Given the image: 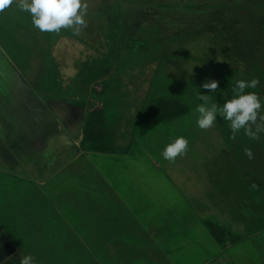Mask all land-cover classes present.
<instances>
[{"label":"rangeland","instance_id":"rangeland-1","mask_svg":"<svg viewBox=\"0 0 264 264\" xmlns=\"http://www.w3.org/2000/svg\"><path fill=\"white\" fill-rule=\"evenodd\" d=\"M86 2L88 4L86 17L88 26L79 36L74 35L70 29H61L59 34L39 31L33 26L31 16L27 12L19 10L15 3L0 13V75L4 74L3 71L9 72V74L14 72L12 65L21 72H38L39 77L35 80L37 81L35 90L37 97L53 94L54 96L57 95L58 98H78L80 95L75 96L73 89L65 85V79L69 81V79L74 78V74L71 73L75 71L84 72L88 70L87 68L90 71L96 70L95 62L85 63L84 61H91L92 56L97 62L103 58L106 60L103 65L105 68L108 67V71H113V66L119 62L118 70L108 80L111 85L108 87V93L103 96L108 106L106 109V114L109 116L107 118L108 123L117 125L121 122L119 127L126 124L128 121L126 115L129 116V109L135 107L134 97L125 94L129 88H137L138 86L139 91H143L151 83L153 85L150 87L152 98L159 92L164 95H171L172 99H176L175 97L178 96L181 99L180 102L161 100L159 101L161 110L154 113L150 110L147 111V116L144 117L141 125L146 123V126H151L158 114L163 115V122L157 129H151L152 131L146 136H140L142 140L137 137L141 141L133 143L130 151H139L144 147L143 141H151L149 147L154 153L152 155L157 156L155 161L161 157L162 160L160 161L164 163V167H169L168 169L177 168L174 171L175 177L181 174L179 171L185 175L184 186H180V189L191 195V200L188 201L190 204H185V208L189 206L188 208L192 210L190 206L193 205L196 207L195 210L199 211L198 203L202 201V198L210 197L209 193L211 194L210 198L218 199V203L225 204L228 202V209L225 205L216 208L223 211L228 210V229L223 224H216L212 219H209L205 221L208 231L210 232L208 223L222 226L228 231V264H264V228L257 230L259 231L257 237L246 238L250 234L249 232L254 231L253 229L264 218V185H262L261 179L252 172L244 153V149L249 148L256 157L260 150L259 146L254 144L257 143V140H249L241 130L237 134L236 140L233 141L230 139L232 135L230 122L223 120L220 116H217L216 123L212 128L201 130L196 125L194 111L197 105L203 103L198 99V93L209 95L211 103L222 106L226 100L232 97L231 90L236 82L238 80L247 81L243 70L246 66L245 62L242 63L233 59L234 56L245 57L251 53V51L244 52L247 48L243 43L246 45L247 43L245 41L242 43L235 42V33H231V30H228V33L227 31H220V33L213 34L205 30L208 18H211L209 24H212L215 23L212 22V19L220 13L228 15L230 20L243 18V21L248 18V15L256 14V12L264 15V0H86ZM237 10L243 11L242 15L233 14ZM126 19L128 22H125ZM260 28H264V26L261 25ZM260 28L258 31L261 30ZM261 32H264V29ZM175 35L185 38L181 41ZM213 36L217 37L216 43L213 42ZM161 39H166L169 44H173L171 48L173 51L171 53L168 51L170 58L169 62L164 64V70L160 69L155 74L153 70L156 63L146 64L151 61V56L148 51L146 52L141 48L145 47L142 46L145 40L158 41ZM236 40L241 41L243 38L241 36ZM111 45L114 46V49ZM121 45H126L127 48L121 49ZM232 50L235 51L233 56L231 55ZM4 55L9 56L10 59H4L6 58ZM23 74L26 77L31 76L28 73ZM64 74L70 75L65 77ZM2 79L0 78V91H5L6 88ZM188 80L196 81L198 85L185 88L184 83ZM208 80L219 82V88L216 92L210 93L202 87L203 83ZM28 81L32 80L28 79ZM85 83V81L82 82L81 86L84 87ZM130 83L133 85L130 86ZM80 92L82 93V90ZM253 92L257 93L255 90ZM3 97L4 99L0 96V106L16 101L13 95L3 94ZM183 103L187 104L184 105ZM62 108L66 109L67 107L62 106L59 110ZM96 111L98 115L94 116L92 123L96 131L89 133L91 136L89 138L94 146L98 145L96 143L97 138L100 140L101 134L104 133L103 136H105L107 130L100 115L101 110L95 108L90 114H94ZM58 112L57 110L55 114ZM64 112L66 114L68 111ZM9 113H11V109ZM9 113L10 120L14 119ZM61 116L64 119L65 115ZM88 116L89 114H87L82 125V136H84ZM146 119L147 122H145ZM148 119H152V121L150 122ZM129 123L133 126V117ZM136 132L140 135L144 134L142 128ZM180 136L189 141L187 154L177 157L175 162L165 160L162 156L164 148ZM81 142L80 147H82ZM104 146L107 147V144L104 143ZM145 147L149 148L147 144ZM109 160L113 159H106L102 162H98L97 157L91 158L87 162L83 159L76 160L73 167H64L62 171L51 177L48 185H54L58 189L63 186L69 187L72 198L84 199L83 202L102 197L110 199L108 193L111 192L114 184H120L121 196L128 200L135 201L138 198L158 201L167 198L170 202L177 200L176 197L171 196L172 194H161L165 191L162 190L165 182L157 176L150 175L148 170L150 165L145 160L126 162L125 166H122L123 163L121 166L117 163L113 166L111 163L106 165ZM160 161L158 162L160 163ZM88 162L93 167L87 164ZM110 162L113 163V161ZM96 168L98 171L95 170ZM115 169L120 170L115 173L113 171ZM5 170V167H0V200L2 197H10L11 205H13L17 203V194L20 193L22 196L25 191L9 190L10 187H6L9 183L16 181H12L11 176L9 177ZM202 171L206 173V177L203 176ZM102 173L105 176L109 173L110 177H106L110 184L102 181L100 177ZM205 179L207 180L204 181ZM206 184H209L211 191L205 190L208 187ZM253 184L256 185L255 188ZM26 185L29 188L28 182ZM58 185L60 186L58 187ZM10 186L12 187V184ZM26 191L30 195L34 193L31 188ZM22 198L27 199L23 196ZM25 200L22 203L28 201V199ZM54 200L60 201L61 198L56 197ZM61 205L64 206L62 202ZM11 208L16 210L15 207ZM71 208L72 206H70ZM82 211V215L87 213L83 209ZM8 222L2 224V226L8 227L4 230L8 238L2 237L0 234L1 263L5 249H11L12 256L8 260L10 264L19 263L23 255L34 256L36 264H48L49 260H54V258L57 261L56 264L82 263L80 254L64 253L66 246L79 247L74 242L67 243L65 239L55 240L56 245L64 247L57 250L58 253L56 254L44 256L43 254L34 255L30 253H35L29 249L37 246V242L31 232L28 231L26 223L18 216L13 223L10 220ZM242 239H246V241L242 242ZM216 240L221 243L225 239ZM240 240L242 243H239ZM50 241L52 242V240ZM238 252H241V256Z\"/></svg>","mask_w":264,"mask_h":264},{"label":"crops","instance_id":"crops-1","mask_svg":"<svg viewBox=\"0 0 264 264\" xmlns=\"http://www.w3.org/2000/svg\"><path fill=\"white\" fill-rule=\"evenodd\" d=\"M4 56L6 57L4 59H10L9 56ZM84 62H95L96 70L90 71L87 68L88 70L84 72L75 71L71 73L74 74V78L69 81L65 79V85L73 89L75 96L80 95L78 98H58L53 94L37 97L35 91L37 81L35 80L39 77L38 72L18 71L12 63L11 67L14 72L9 74V72L3 71L4 74L0 75L6 88L5 91H0V96L4 99L3 94L13 95L16 100L11 104L0 106V167H5V173L9 177L11 176L12 181L17 182H11L6 187H10L9 190L25 191L22 196L28 199V201L25 200L18 193L17 203L11 205L10 197V199L7 196L2 197L0 200L1 236L8 238L4 231L8 227L2 226V224L9 223V220L13 223L18 216L26 223L28 231L37 242V246L35 245L31 249L26 247L30 251H35V253L30 252L34 255L47 256L58 253L57 250L64 247L56 245L55 240L65 239L67 243L74 242L79 247L66 246L64 253L80 254L82 256L81 264H228V235L220 243L210 234L205 224L206 220L212 219L216 224H223L228 229V210L216 209L222 205L228 209V202L218 203V199L210 198L211 194L209 193L210 197L202 198V201L198 203L199 211H196V207L192 204L190 206L192 210L188 208L189 206L185 208V204H190L188 201L191 200L190 193L180 189V186H184L185 175L179 171L181 174L175 177L174 171L177 168L164 167V163L160 161L161 157H158L160 163L155 161L157 156L152 155L154 153L149 147L151 141H143L144 147L139 151H130L133 143L142 140L140 136L144 137L152 131L149 130L140 135L134 131L135 129L133 130L132 124L129 123L131 118H134L141 110L147 96L151 95L150 85L143 91H139L138 86L129 88L125 94L134 97L135 107L129 109V116L126 115L128 121L126 124L123 123L121 128L119 127L121 122L117 125H110L107 120L106 125L110 132L106 130L105 136L102 133L101 137L99 136L100 140L97 138L98 147L108 148V145L105 147L104 143L110 138L112 143L118 144L116 146L120 148H126V151L112 153L85 150L80 147L83 137L81 133L83 122L93 109L98 108L103 111L104 106L108 108L103 96L108 93L110 85L108 80L116 73L115 65L113 71H108V67L105 68L103 64L106 60L103 58L97 62L92 56L91 61ZM23 73H28L31 76L26 77ZM64 75L66 77L70 74ZM28 79L34 80L33 83ZM84 81L86 85L82 87L81 84ZM35 82L36 84H34ZM131 85L133 83H130ZM139 95L140 97H138ZM62 106L67 108L59 110ZM56 107L58 109H54ZM10 109L11 113H9ZM57 110L59 112L55 114ZM64 111L68 112L65 114ZM8 113L14 119L10 120ZM78 114L79 117H77ZM61 115H65L64 119ZM106 117H109L108 114ZM174 122L177 123V121ZM137 137L141 140H138ZM145 144L150 149L146 148ZM94 157L99 159L98 162L113 159L106 163V165L111 163L112 166L116 163L119 166L123 163L122 166H125L126 162L145 160L150 165L148 166L150 175L157 176L165 182V185L162 186V190L165 191L161 194H172L171 196L176 197L178 201L170 202L167 198L166 200L162 198L163 201L148 198L128 200L121 196L120 184H114L111 192L108 193L110 199L102 197L83 202L84 199L72 198L69 187H59L60 185H58V189L54 185H48L51 177L62 171V168L73 167L76 160L83 159L87 162ZM87 164L90 165L89 162ZM95 170L98 171L97 168ZM119 170L113 171L118 173ZM202 172L205 176L206 173ZM108 174L106 176L109 178ZM106 176L103 173L100 175L102 181L107 184L110 181ZM8 180L11 179L8 178ZM26 182H28L29 188H27ZM206 185L208 187L204 189L208 192L211 191L209 184ZM30 188L34 191L31 195L26 191ZM201 192L200 195H202ZM56 197L61 198L60 201L65 207L61 205L60 201L54 200ZM23 200L27 202L22 203ZM70 206H72L71 209ZM11 207H15L16 210H12ZM82 209L87 213L82 215ZM249 233L246 238L251 236L254 238L259 231L251 230ZM244 241L246 239H242V242ZM238 253L241 256V252ZM11 254V249H5L4 257L1 259L3 261L0 264H10L8 260L12 256ZM52 262L56 264L57 261L54 258V260H49L48 264Z\"/></svg>","mask_w":264,"mask_h":264},{"label":"clouds","instance_id":"clouds-1","mask_svg":"<svg viewBox=\"0 0 264 264\" xmlns=\"http://www.w3.org/2000/svg\"><path fill=\"white\" fill-rule=\"evenodd\" d=\"M15 3L19 10L27 12L32 19V24L41 32L59 34L61 29H70L74 35L79 36L87 28L88 4L82 0H0V13L10 8ZM260 81L253 78L251 81L238 80L232 88V97L220 106L211 103L209 95L198 93V99L203 103L195 108L196 125L201 130H208L216 123L217 116L230 122L232 135L230 139L236 140L237 134L243 130L245 136L251 141L258 140L264 133V104L255 92H246V89H255ZM202 87L210 93L219 88V82L208 80ZM189 141L183 137H177L163 150L162 156L169 162H175L176 158L187 154ZM245 155L252 159L254 153L251 149H244ZM255 188L256 185L253 184ZM19 264H36L35 257L23 255Z\"/></svg>","mask_w":264,"mask_h":264},{"label":"trees","instance_id":"trees-1","mask_svg":"<svg viewBox=\"0 0 264 264\" xmlns=\"http://www.w3.org/2000/svg\"><path fill=\"white\" fill-rule=\"evenodd\" d=\"M242 13L243 11L241 12V10H237L233 14H235L236 16H240L242 15ZM261 14L262 13L256 12V14H252L253 16L248 15V18H245L244 21H243V18L241 19L233 18L230 20L228 15H225V13L216 14L215 17L212 19V22H215V23L209 24L210 22L209 20H211V18H208V23H206L205 30L210 31L212 34L220 33V31L221 32L227 31L228 33V30H231V33H235V38H234L235 42L242 43L243 41H245L247 43L248 46L245 43H243V45L247 48V50L244 52L251 51V53L245 57L244 56H241V57L234 56L233 59L235 61H240L242 63L245 62L244 64L246 66H244L243 70L245 71L247 81H251L253 78H256L260 81V84L258 85L257 88L245 90V91L246 92H253L254 90L257 91L256 94L261 99L262 104H264V40H262V38H264V32H261V30L264 28H260L261 25L264 26V17H262L264 15H261ZM125 22H128V20L126 19ZM259 28L261 30L258 31ZM241 36L243 40L241 41L236 40L238 37H241ZM175 37L177 36L175 35ZM137 38H140V37H137ZM184 38L185 37L179 36V35L177 37V39L179 40L181 39V41L184 40ZM213 38H214L213 42L216 43L217 37L213 36ZM172 45L173 44H169V42L166 39H161L158 41H146L145 40L144 43L142 44V46H145V47L141 46L142 47L141 49L146 52L148 51L151 56V61H149L146 64H151L154 62L156 63L155 69L153 70L155 74L160 69L164 70L165 65L169 62L168 61L170 58L169 54L171 53V51H173V49H171ZM111 47L114 49V46L111 45ZM120 48L121 49L127 48V46L121 45ZM168 51H170V53H168ZM232 51L233 53L231 55L233 56L235 51L234 50ZM118 63L115 66V71H117L119 68ZM197 85L198 84L196 83V81H193V80H188V81H185L184 83L185 88H189V87L192 88ZM151 86L153 85H151L150 83V87ZM171 97H172L171 95L158 94L152 98L151 95H148L142 105L141 110H139V112L133 118L134 119L133 130L135 129L134 131H139L142 128V131L146 133L149 130L154 129L158 125H160L164 119L163 115L161 114L156 115V120L152 122L151 126H146V123L145 125H141V123L144 121V117L147 116L146 113L148 110L153 111V113L157 112L158 110H161L159 101L161 100L167 101V102L168 101H179V102L181 101V99L178 98V96L175 97L176 99H172ZM183 104L186 105L187 103L186 104L183 103ZM106 109H107L106 106H104V110L100 112L101 118H103V123L105 125L107 124ZM95 114H97V112L94 114L93 113L89 114V116L87 117L85 132H84V136L81 142L82 149L93 150V151L97 150L101 152H112V153L126 151V148L124 147L120 148L119 146H116L114 143H112L110 141V138H109V141L107 140L106 142L108 145V148H101V147H98L97 145L95 146L93 145V143L91 142L92 140H90L89 138L91 137L89 136V133L96 131L94 130V126H93L94 124H92L94 122L93 118ZM262 114H264V111H262ZM154 117L153 119H155ZM148 121L151 122L152 119L150 120L148 119ZM145 122H147V119ZM106 129L110 132V129L107 127V125H106ZM83 141H84V144H82ZM254 144L258 145L260 148L257 156L256 157L254 156V158L252 159H249L248 157L246 158H247V161H249L248 163L250 165L252 172H254L255 175L261 179L262 185H264V133L260 134V138L257 140V143H254ZM259 223L260 224L257 225L255 229H253L254 231L264 228V218H262V220ZM207 226L211 234H213L218 240H220L221 238L224 239L225 236L228 234V231H226V229L222 226L213 225L210 223H208Z\"/></svg>","mask_w":264,"mask_h":264}]
</instances>
